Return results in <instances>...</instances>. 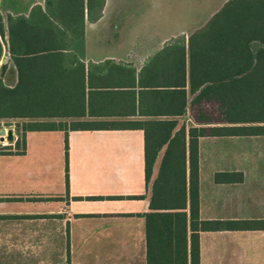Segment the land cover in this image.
Segmentation results:
<instances>
[{
    "label": "crops",
    "instance_id": "0c3cea01",
    "mask_svg": "<svg viewBox=\"0 0 264 264\" xmlns=\"http://www.w3.org/2000/svg\"><path fill=\"white\" fill-rule=\"evenodd\" d=\"M143 2L94 1L82 24H71L72 48L43 53L30 66L29 74L44 75L43 90L54 93L43 120L58 126L26 130L22 149L14 131L11 141L0 136V264H191L188 206L184 246L178 235L172 246L159 242L160 218H147L153 210L139 124L175 120V129L187 131L222 123L196 119L198 108L217 104L196 103L202 86L190 92L191 70L195 82L207 74L205 62H190L191 32L164 35L158 26H138ZM45 6L46 0H0V78L9 87L19 72L7 17L27 18ZM181 43L184 53L176 50ZM183 69L185 112L169 114L165 93L172 92L168 106L179 108L173 92ZM215 173L234 180L216 182ZM198 200L200 220L264 219V135L199 136ZM197 233L199 264H264V230Z\"/></svg>",
    "mask_w": 264,
    "mask_h": 264
},
{
    "label": "trees",
    "instance_id": "16d2710c",
    "mask_svg": "<svg viewBox=\"0 0 264 264\" xmlns=\"http://www.w3.org/2000/svg\"><path fill=\"white\" fill-rule=\"evenodd\" d=\"M94 1L97 0H46L45 11L37 7V11H31L27 18L7 17L9 50L19 74L14 87L5 85L0 78V118L30 119L18 129L20 136L15 141L16 149L24 148L26 130H48L58 126L43 120L52 112L54 93L43 90V74L31 75L29 69L43 53L72 48L70 38L75 29L71 24H82L85 9L89 14ZM102 1L99 0L100 4ZM176 50L184 53V43ZM187 51L192 66L199 67L205 62L207 68V74L198 76L196 82L191 70L190 92L194 93L202 86L195 97L196 103L199 104L203 98L212 100L217 104L220 115L214 119L198 108L196 119L218 120L222 125L191 126L187 131L185 125L175 129V120L139 125L144 130V173L150 188V209L153 210L147 218H160L162 224L154 230L159 242L165 240L171 245L173 236L178 235L184 246V209L188 206L192 230L191 264H199V230H264V219L200 220L198 215V137L264 135V0H228L205 27L190 34ZM178 86L180 89L173 94L179 100V108L174 111L168 106L171 105L172 92L165 93L164 103L169 114L185 112L184 69ZM67 149L65 137L66 182ZM160 151L163 152L157 174L151 179ZM241 179L239 173L238 181ZM214 180L225 182L234 179L229 177V173H215ZM175 221L179 222L178 227Z\"/></svg>",
    "mask_w": 264,
    "mask_h": 264
},
{
    "label": "rangeland",
    "instance_id": "374dc122",
    "mask_svg": "<svg viewBox=\"0 0 264 264\" xmlns=\"http://www.w3.org/2000/svg\"><path fill=\"white\" fill-rule=\"evenodd\" d=\"M8 0H4V3ZM228 0H144L138 3L142 7L136 13V22L140 27L143 25L158 26V31L163 34L172 32L194 31L202 29L207 25L212 16L217 13ZM206 115L214 119L220 117L215 105H207L201 108ZM30 119L11 118L0 121V129L5 131L12 129L20 136L18 129L22 123ZM6 135V134H5ZM1 149V147H0Z\"/></svg>",
    "mask_w": 264,
    "mask_h": 264
},
{
    "label": "water",
    "instance_id": "95a60500",
    "mask_svg": "<svg viewBox=\"0 0 264 264\" xmlns=\"http://www.w3.org/2000/svg\"><path fill=\"white\" fill-rule=\"evenodd\" d=\"M0 136L2 139H6L8 141H11L13 139V131H12V129H8L6 131L4 129H0Z\"/></svg>",
    "mask_w": 264,
    "mask_h": 264
}]
</instances>
